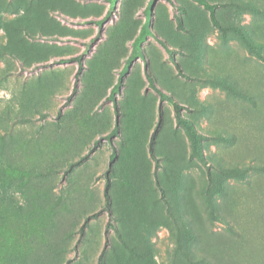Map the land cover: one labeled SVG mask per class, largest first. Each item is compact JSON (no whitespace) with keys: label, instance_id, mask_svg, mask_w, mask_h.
<instances>
[{"label":"rangeland","instance_id":"374dc122","mask_svg":"<svg viewBox=\"0 0 264 264\" xmlns=\"http://www.w3.org/2000/svg\"><path fill=\"white\" fill-rule=\"evenodd\" d=\"M39 1L0 0V264H98L102 253V264H189L183 246L216 264H264V60L197 0H156L155 36L124 77L116 112L110 90L150 0H115L101 26L111 0H42L44 13ZM208 1L222 24L264 32V12ZM146 64L179 111L149 85ZM224 77L256 104L214 81ZM178 112L206 136L207 165L192 156ZM117 120L112 145L104 135ZM217 164L250 169L227 178ZM181 216L194 218L199 244L181 234Z\"/></svg>","mask_w":264,"mask_h":264},{"label":"trees","instance_id":"16d2710c","mask_svg":"<svg viewBox=\"0 0 264 264\" xmlns=\"http://www.w3.org/2000/svg\"><path fill=\"white\" fill-rule=\"evenodd\" d=\"M155 1L156 0H150L148 5L145 7L144 11H145L146 17H145V20L141 26L139 34L137 35V37L133 41L132 52L126 58L123 67L119 71L117 81L112 86V88L110 90L109 98L113 101L116 112H117L116 94L119 93L121 90V87H122L123 82H124V77L128 74L130 67L133 64V61L137 56H141V57L145 58V54H144V50H143V43L147 40L148 36L149 35L155 36V33H154L152 26H151L152 25V18H153V5H154ZM197 1L209 10L210 19L216 28H218L223 33H226L228 31L234 32L237 35L238 39L248 48L250 53L254 54L257 58L264 60V54L262 53V51L260 49V48L264 47V32H261L258 30H256V31L246 30L242 26H239V25L238 26H236V25H232V26L224 25L220 22V20L217 17L216 9L218 7V3H212V2H209L208 0H197ZM115 3H116L115 0L110 1V9L107 12V15L99 20L100 26L104 23L108 14L112 13V10H114ZM39 4L41 5V8H38V11L37 10L36 11L38 13L43 11V13H44L42 0L39 1ZM235 4L240 8L249 9L250 11H252L254 13H263L264 12V1L262 2L261 0H249V1L248 0H245V1L239 0L238 3H235ZM18 26L19 25L14 26V29H16ZM158 41L162 44V46L166 49V51L168 53H171V48L169 47L168 43L165 42V40L158 38ZM11 49H12V51L14 50L12 46H11ZM13 53H14V51H13ZM75 58L79 62L80 69H81V67H82L81 56L77 55ZM176 66L178 68L179 73L184 74L178 63L176 64ZM145 73H146V77L148 79L149 85L158 93L160 100L161 101L166 100V101L171 102L173 107L175 109H177V111H179V106H180L179 103L167 91L162 89L157 84L154 77L148 71L147 64H146ZM214 81L217 84L221 85L222 87L226 88L228 91H230L236 95H239L241 97L247 98L249 101L256 104L255 96L252 95V93L249 92L248 89H246L244 87L237 86L234 81L229 80L226 77L214 79ZM178 120L181 123H183V125L185 126L187 134L189 135V138L191 140L192 156L196 157L201 163L207 165L209 163L208 160H210V159H209V157L206 156V154L203 152V149H202V141L206 136L197 129V127L195 126L194 123L187 121V120H184L180 116L179 112H178ZM118 132H119V120H117L116 124L111 129V131L108 132L106 135H104V137L108 140V142L110 144L113 145L112 139L114 138V136L116 134H118ZM102 138H103V136L100 137L99 139L95 140L94 145L91 148V150H93L94 148H96L99 145ZM152 151H153V149H152ZM87 155H88V153L85 155V158L87 157ZM117 156H118L117 149L115 146H112V151L110 154V161L113 162L117 158ZM78 162H80V161H78ZM78 162L70 163L67 170L69 171L73 167V165L75 163H78ZM216 166H217V169L227 178L244 179L247 172L250 169L249 167L242 168V167H239L236 165L224 167L222 165L217 164ZM109 172H110V167L105 171V176H106V182H105L106 205L105 206L108 210H110V207H109L110 195L108 192V188L110 186ZM207 175H208L209 179L212 177V174L210 171L207 172ZM158 186H159V189L161 191V199L166 204L167 210L170 211V213H171V210H169V201L166 197L165 190L159 184H158ZM216 190H217L216 192H221V190L218 188ZM207 192L209 193L210 196L213 195V191L210 188H207ZM208 204H209L212 216H215L213 202L211 200H209ZM225 216H226L229 224H231L233 227V225H234L233 216L229 212H227ZM194 222H195V220L192 216H185V217L181 216L179 218V220H177L178 228H179L181 234L184 231V233L188 236L189 240L193 241L194 243L199 244L200 240L204 239V237H203L201 231L197 230V227H196V225H194ZM86 223H87V220L82 225V227L80 229L81 232L83 231ZM186 248H187L186 246H183L180 249H181L183 255L185 256V258L188 260L189 264H198V263H200V264H216V260L213 259L212 256L209 255L208 253L203 252L201 250H193L191 252H188L186 250ZM102 257H103V253L99 256L98 264H102ZM227 262H229V261H227Z\"/></svg>","mask_w":264,"mask_h":264}]
</instances>
